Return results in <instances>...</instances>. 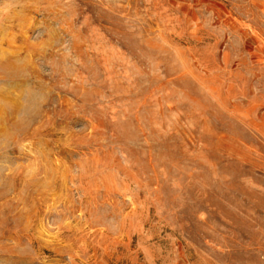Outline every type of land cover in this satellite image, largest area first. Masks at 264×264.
Masks as SVG:
<instances>
[{
  "label": "rangeland",
  "instance_id": "374dc122",
  "mask_svg": "<svg viewBox=\"0 0 264 264\" xmlns=\"http://www.w3.org/2000/svg\"><path fill=\"white\" fill-rule=\"evenodd\" d=\"M0 264H264V0H0Z\"/></svg>",
  "mask_w": 264,
  "mask_h": 264
}]
</instances>
